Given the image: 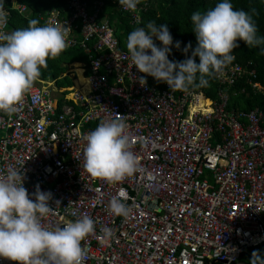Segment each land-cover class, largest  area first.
<instances>
[{"label":"built area","instance_id":"obj_1","mask_svg":"<svg viewBox=\"0 0 264 264\" xmlns=\"http://www.w3.org/2000/svg\"><path fill=\"white\" fill-rule=\"evenodd\" d=\"M105 3L68 0L64 11L52 8L42 16L39 26L68 27L67 48H82L88 60L69 64L72 84L56 90L57 79H39L17 113H0V172L9 165L24 172L33 200L37 186L52 193L54 211L42 218L45 226L63 227L83 215L96 222L82 242L85 264H238L264 241V84L254 62L232 61L216 75L215 98L195 87L173 91L150 83L121 47L117 26L101 16ZM111 3L132 25L147 10L146 2L136 11ZM240 82L262 105H231V95L246 90L229 91ZM118 115L129 126L143 171L108 184L83 171L77 157L83 135ZM121 190L131 208L127 218L106 210ZM103 227L111 229L110 239ZM0 264L14 262L0 258Z\"/></svg>","mask_w":264,"mask_h":264},{"label":"clouds","instance_id":"obj_2","mask_svg":"<svg viewBox=\"0 0 264 264\" xmlns=\"http://www.w3.org/2000/svg\"><path fill=\"white\" fill-rule=\"evenodd\" d=\"M140 3L141 0H119L125 11H136ZM191 21L197 47L188 56L191 43L185 46L182 51L186 58L182 61L168 58L173 37L167 24L157 26L151 21L146 29L132 30L126 42L132 65L173 91L187 92L190 87L208 86V78L220 74L235 59L232 53L239 47L238 41L249 47L264 45L252 15L234 9L229 0L204 13H193ZM7 22L8 12L0 0V113L11 117L20 110L40 78L41 69L47 68L48 59L59 57L68 47L69 28L39 26L37 19H31L27 27L6 33ZM154 37L162 47L154 43ZM180 43L174 45L178 50ZM196 57L199 63L195 62ZM140 83L145 85L146 79L141 77ZM83 140L86 144L77 158H81L83 171L91 177L117 184L143 171L133 151L129 126L120 115L100 121L95 130L83 135ZM23 180L24 172L12 165L6 174L0 172V258L14 264H85L87 251L82 242L95 233L96 222L83 215L63 227L45 226L42 218L54 211L49 205L52 193L37 186L33 200ZM126 199L121 190L110 199L106 210L113 216L127 218L131 208ZM56 203L59 205V201ZM100 231L105 240L113 235L108 227ZM250 264H264V256L254 251Z\"/></svg>","mask_w":264,"mask_h":264},{"label":"trees","instance_id":"obj_3","mask_svg":"<svg viewBox=\"0 0 264 264\" xmlns=\"http://www.w3.org/2000/svg\"><path fill=\"white\" fill-rule=\"evenodd\" d=\"M20 1L27 3L28 6H31V8L38 13L44 12L51 7L63 8L65 5V0ZM94 1L95 0H88L90 4ZM7 2L8 0H3V4ZM105 2L103 8L104 11L101 16H106L112 25L114 24L117 26L116 34L123 49L127 50V36L132 30L137 27H143L146 29L148 22L155 21L157 26L160 24H167L173 37V46L170 53L174 54V58L168 57L169 60L182 61L186 58L182 51L185 46L191 43V49L189 50L188 56H191L192 50L197 47L196 34L193 31L194 26L191 21L192 14L197 11L204 13L209 9L214 8L216 4L223 2V0H141L140 4L146 2L147 10L143 12L142 22L138 25H132L129 23L128 16L123 12H120L117 9V6L111 3V0H105ZM229 2L233 4L234 9L249 12L257 26V35L264 37V0H229ZM11 24L16 30L27 27L28 21L18 14V11H13ZM177 41L181 42L179 50L174 46ZM238 43L239 47L232 53L235 57L233 61L245 63L248 60H252L255 64L258 79L264 84V45L249 47L243 41H238ZM86 59V54L82 48H68L63 51L59 57L48 59L47 68L41 69L40 79H57V84L59 86H68L72 83V80L69 77L70 75L65 76L62 79H58V77L68 69V63L76 60L85 61ZM195 62L199 63V57L195 58ZM144 75L150 83H155L157 85L163 84L157 83L151 76ZM197 77H199V74H197ZM241 86H246L244 92H237L235 95H231L230 102L233 107L249 110L255 106L262 105L260 96L255 95L252 88L245 83L240 82L239 84L232 86L229 91L232 93L233 91L238 90ZM195 88L202 90L206 95L215 98L220 89V84L216 76H213L208 78V86ZM254 251H258L261 256H264V241L256 246L248 248L241 255L239 262L250 264L252 253Z\"/></svg>","mask_w":264,"mask_h":264},{"label":"crops","instance_id":"obj_4","mask_svg":"<svg viewBox=\"0 0 264 264\" xmlns=\"http://www.w3.org/2000/svg\"><path fill=\"white\" fill-rule=\"evenodd\" d=\"M24 5L25 6V9L23 10V11H21V10H19L18 8L21 6V5ZM3 6L5 7V8H7V10H9V12H10V15L8 16V18H9V22H8V25H7V29H8V33H10V32H12V31H14L15 30V27H13L12 26V24H11V17H12V13H13V11H18V14H20L24 19H26L28 22H29V20H31V19H39L38 21H39V25H40V21H42L41 20V18H42V16H44L45 14H46V12L49 10V9H52V8H59V7H51V8H48L46 11H44V12H37V11H35V10H33L32 8H31V6H28V4L27 3H25V2H21L20 0H8V2L7 3H5V4H3ZM68 7V0H65V5L63 6V8H59V9H62L63 11L66 9ZM104 11V10H103ZM36 14V15H35ZM66 49H68V48H66ZM85 52V54H86V57H87V59L85 60V61H87L88 60V54H87V52L86 51H84ZM76 61H82V62H84L83 60H76ZM74 62V61H73ZM69 64L70 63H68L67 64V67L69 68ZM69 69H67L65 72H63L62 74H64V73H66V76H69L70 78H71V80H72V74L71 73H69V71H68ZM62 74H60V75H62ZM40 79V78H39ZM38 79V80H39ZM38 80H37V83L35 82V84H39V82H38ZM42 80H45V79H42ZM46 80H50V79H46ZM72 84V83H71ZM60 87H62V86H57L56 87V90L57 89H59ZM238 264H245L244 262H239Z\"/></svg>","mask_w":264,"mask_h":264},{"label":"rangeland","instance_id":"obj_5","mask_svg":"<svg viewBox=\"0 0 264 264\" xmlns=\"http://www.w3.org/2000/svg\"><path fill=\"white\" fill-rule=\"evenodd\" d=\"M71 79V78H70ZM36 83H37V81H36ZM67 85V84H66Z\"/></svg>","mask_w":264,"mask_h":264}]
</instances>
